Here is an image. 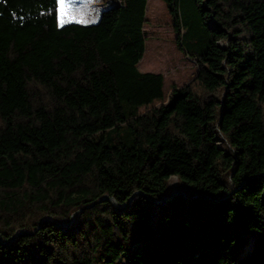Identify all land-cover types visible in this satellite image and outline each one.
I'll list each match as a JSON object with an SVG mask.
<instances>
[{"label":"trees","instance_id":"1","mask_svg":"<svg viewBox=\"0 0 264 264\" xmlns=\"http://www.w3.org/2000/svg\"><path fill=\"white\" fill-rule=\"evenodd\" d=\"M147 1L0 0V264H264V0H161L197 66L167 94Z\"/></svg>","mask_w":264,"mask_h":264},{"label":"rangeland","instance_id":"2","mask_svg":"<svg viewBox=\"0 0 264 264\" xmlns=\"http://www.w3.org/2000/svg\"><path fill=\"white\" fill-rule=\"evenodd\" d=\"M63 3L64 6L59 7L58 25L60 27L72 23L97 24L101 13L116 4L115 0H76L77 8H75L68 3V0H60V5ZM89 15L90 18H88ZM146 21L144 28L146 47L143 58L138 63V69L141 72L162 74L163 90L167 94L173 85L181 87L190 82L197 72V66L178 48L176 34L163 1H147ZM176 184L175 177L171 178L170 186L175 188ZM20 205L21 201L16 190H0V207ZM250 249L251 243L241 257H244Z\"/></svg>","mask_w":264,"mask_h":264},{"label":"water","instance_id":"3","mask_svg":"<svg viewBox=\"0 0 264 264\" xmlns=\"http://www.w3.org/2000/svg\"><path fill=\"white\" fill-rule=\"evenodd\" d=\"M175 179H176V178H175ZM135 194H136V193H135ZM135 194H134V195H135ZM140 194H142V193H140ZM180 194H181L180 191H175V192L171 193V194L169 195L168 198L173 197V196H176V195H180ZM134 195H133V196H134ZM133 196L128 200L127 203H125V204H119V203H117L114 199H112V198H110V197H108V196L105 195V196L101 197V198L99 199V201H98L96 204H98V203H102V202H104V201H109V202L113 205V207L115 208V210H117V211H122V210L126 209L127 206L130 204V202H131ZM168 198H166V199H162V201H166V200H168ZM147 200H148V199H147ZM149 201H150L151 203H155V204L159 203L158 201H151V200H149ZM93 206H95V205H89V206H86V207H84V208H82V209L76 211L75 213H73L72 216H71V218H70V221H69L67 224H55V223L52 222L50 219H46L45 221H47V222H49V223H51V224H53V225H55V226H57V227H59V228L66 229L68 226H70V225L72 224V222H73V220H74V218H75V216H76V214H77L78 212L82 211L83 209L91 208V207H93ZM42 221H44V219H43ZM39 226H40V223L37 225V227H36L34 233L37 232V230L39 229ZM16 235H28V232H22V231H21V232H16V233L14 234V236L11 237V238L9 239V241H11Z\"/></svg>","mask_w":264,"mask_h":264},{"label":"crops","instance_id":"4","mask_svg":"<svg viewBox=\"0 0 264 264\" xmlns=\"http://www.w3.org/2000/svg\"><path fill=\"white\" fill-rule=\"evenodd\" d=\"M68 3L71 4L72 7L77 8L76 5H75L76 0H71V1L68 0ZM78 4H79V2H78ZM78 4H77V6H78ZM63 6H64V3H63L62 5H60V7H63ZM88 18H90V15L88 16ZM89 25H90V24H89Z\"/></svg>","mask_w":264,"mask_h":264},{"label":"snow or ice","instance_id":"5","mask_svg":"<svg viewBox=\"0 0 264 264\" xmlns=\"http://www.w3.org/2000/svg\"><path fill=\"white\" fill-rule=\"evenodd\" d=\"M58 2H59V0H58Z\"/></svg>","mask_w":264,"mask_h":264}]
</instances>
